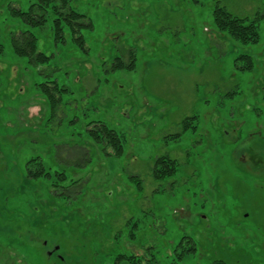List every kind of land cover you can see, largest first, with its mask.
<instances>
[{
  "label": "rangeland",
  "instance_id": "rangeland-1",
  "mask_svg": "<svg viewBox=\"0 0 264 264\" xmlns=\"http://www.w3.org/2000/svg\"><path fill=\"white\" fill-rule=\"evenodd\" d=\"M39 1L0 0V264H38L22 243L43 264H264V0H71L92 24L87 52L68 30L55 40L53 14L23 27L55 53L50 77L11 45L23 25L9 9ZM216 5L256 20L259 41L219 32ZM54 80L71 106L51 115L40 84ZM91 121L121 136V156L91 142ZM162 156L172 179L154 177ZM39 163L49 176L28 178Z\"/></svg>",
  "mask_w": 264,
  "mask_h": 264
},
{
  "label": "trees",
  "instance_id": "trees-1",
  "mask_svg": "<svg viewBox=\"0 0 264 264\" xmlns=\"http://www.w3.org/2000/svg\"><path fill=\"white\" fill-rule=\"evenodd\" d=\"M52 9V12H50ZM9 14L15 17L23 25L22 28L19 26L17 32L11 33V45L13 52L21 57L27 58V64L32 68L33 72L36 71L38 74L50 77L52 75L51 71L59 69L58 66H52L53 58L55 53L51 52L47 54L39 49V38L33 29H24V26L30 25L33 28H42L48 22V16L53 14V24L52 28L54 30L55 40L58 42H65V31L68 30L73 41L79 46V48L87 52L86 40L81 33L83 28H90L92 24L90 21H86V16L82 13L77 12L71 6V0H40L37 3H33L30 8L26 11L20 8L9 9ZM214 24L217 30L221 33H225L231 36L233 39L242 44L256 43L259 41V32L256 20L248 17H239L231 12L227 11L226 8L216 5L213 11ZM82 34V35H81ZM3 49L0 48V56L2 55ZM134 64V63H133ZM26 67V68H29ZM116 69L122 68L126 69L124 65L116 64ZM133 67V66H132ZM244 69L247 68L243 67ZM43 86V91L46 94V105L51 109V115H53L56 110L62 106L67 109V105L71 106V102L63 104L62 92L65 88H61L59 84L54 81H47L41 83ZM234 93H230L233 95ZM73 101V100H72ZM70 110V107H69ZM64 112V111H63ZM67 114L61 118L65 121ZM196 116L187 117L183 120V133L192 127L194 124V119ZM73 123V122H72ZM194 127L197 125H193ZM86 130L88 135L91 137V142L94 144H101L106 139V144L108 147L114 149V154L121 156L124 152V146L122 143L121 136L114 130L109 128L106 124H102L100 121H91L87 124ZM183 133L177 134L176 137L181 136ZM41 159V157H34L28 160V163H34L35 161ZM36 170L29 169L27 176L30 179H38L39 177L49 176V172L46 170L42 163L38 164ZM258 165V164H257ZM178 163L175 159L169 156H162L157 158L154 166V177L157 180L162 179H172L177 173ZM62 180H66L67 176L65 173H59ZM252 177V176H251ZM6 232V231H5ZM14 243H22L21 240L25 241V238L21 235L14 236ZM20 238L19 239L17 238ZM192 240V239H189ZM22 245V252H24L26 258L27 254L32 256L38 264H43L37 250H32L27 248V245ZM196 247L193 244L187 251L195 250ZM59 251V250H57ZM57 251H53L54 253ZM27 253V254H26ZM52 256V257H53ZM56 262L54 264H62L65 259H60L58 257L54 258ZM116 264H155L152 258H145L137 254L124 255L121 254L116 259ZM217 264H225L223 261H219Z\"/></svg>",
  "mask_w": 264,
  "mask_h": 264
},
{
  "label": "flooded vegetation",
  "instance_id": "flooded-vegetation-1",
  "mask_svg": "<svg viewBox=\"0 0 264 264\" xmlns=\"http://www.w3.org/2000/svg\"><path fill=\"white\" fill-rule=\"evenodd\" d=\"M257 134H258V133H257ZM260 134H261V133H260ZM255 135H256V133H252V134L250 135V137L253 138ZM260 137L263 139V136L260 135ZM56 251H57V250H56ZM51 252H52V254H50ZM48 255H49L50 257H52V256H53V251H49V252H48ZM59 256H60V255H58V257H59ZM59 258H60V257H59Z\"/></svg>",
  "mask_w": 264,
  "mask_h": 264
},
{
  "label": "water",
  "instance_id": "water-1",
  "mask_svg": "<svg viewBox=\"0 0 264 264\" xmlns=\"http://www.w3.org/2000/svg\"><path fill=\"white\" fill-rule=\"evenodd\" d=\"M59 249H60L59 246H56V247L54 248L55 251H56V250H59ZM50 254H52V252H51ZM59 257H60V259H62V260L64 259L63 256H61V255H60Z\"/></svg>",
  "mask_w": 264,
  "mask_h": 264
}]
</instances>
